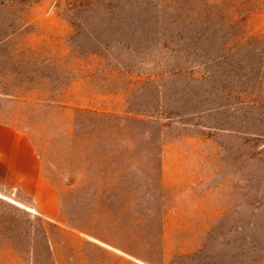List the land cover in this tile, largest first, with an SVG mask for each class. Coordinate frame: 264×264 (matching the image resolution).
I'll return each mask as SVG.
<instances>
[{"label": "rangeland", "instance_id": "1", "mask_svg": "<svg viewBox=\"0 0 264 264\" xmlns=\"http://www.w3.org/2000/svg\"><path fill=\"white\" fill-rule=\"evenodd\" d=\"M0 123L61 203L0 264H264V0H0Z\"/></svg>", "mask_w": 264, "mask_h": 264}, {"label": "crops", "instance_id": "2", "mask_svg": "<svg viewBox=\"0 0 264 264\" xmlns=\"http://www.w3.org/2000/svg\"><path fill=\"white\" fill-rule=\"evenodd\" d=\"M0 197L51 222L61 217L59 191L44 176L33 141L7 123H0Z\"/></svg>", "mask_w": 264, "mask_h": 264}]
</instances>
